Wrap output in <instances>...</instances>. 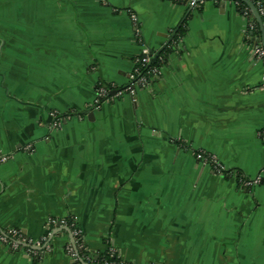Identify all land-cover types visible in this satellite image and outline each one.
<instances>
[{
    "label": "crops",
    "instance_id": "1",
    "mask_svg": "<svg viewBox=\"0 0 264 264\" xmlns=\"http://www.w3.org/2000/svg\"><path fill=\"white\" fill-rule=\"evenodd\" d=\"M263 41L233 1L0 0V233L42 245L0 264H264Z\"/></svg>",
    "mask_w": 264,
    "mask_h": 264
},
{
    "label": "built area",
    "instance_id": "2",
    "mask_svg": "<svg viewBox=\"0 0 264 264\" xmlns=\"http://www.w3.org/2000/svg\"><path fill=\"white\" fill-rule=\"evenodd\" d=\"M171 1L176 4L186 5L188 7H196L199 4L198 0H171ZM247 1H249L256 7L260 16L264 17L263 1H260V0H247ZM145 55H146V59L144 58L143 63L146 65L151 62L152 56L148 51L145 52ZM256 55L260 59V61L264 63V49L259 47L256 50ZM154 73H155V69L152 71V75H154ZM138 74L139 72L137 71V75ZM137 85L141 88H146L149 85V81L144 77H139L137 80ZM97 93H98V101H105V100L110 99V95L108 96L109 92L103 87H99L97 90ZM121 93L122 92L118 93V95L120 96ZM197 159L203 163L212 164L213 166L216 167L217 170H219V172L223 170L222 167L219 164H217L214 159L207 158L201 154L197 156ZM49 224L53 227H60V228L69 227V226L73 227V224L69 223L68 221H64V220L63 221L51 220ZM70 231H71V237L73 241L66 245L65 252L67 256L70 257L71 259L78 260V259H81L80 253H82L84 250L83 243H82V235H81V232L77 230L76 228H73ZM0 237H1V240L7 245H9L13 251L25 250L26 253L30 256L37 255V250H39V248L42 246L41 243H32L28 241L18 231H9V233L4 234V235L0 233ZM110 255L111 257H117V254H115V252L113 251H110ZM106 264H109V263H106ZM111 264H118V263L113 262ZM122 264H125V263L122 262Z\"/></svg>",
    "mask_w": 264,
    "mask_h": 264
},
{
    "label": "trees",
    "instance_id": "3",
    "mask_svg": "<svg viewBox=\"0 0 264 264\" xmlns=\"http://www.w3.org/2000/svg\"><path fill=\"white\" fill-rule=\"evenodd\" d=\"M261 1V0H260ZM263 3H264V1H263ZM238 4L240 5V6H242V7H244V6H247V7H249L246 3H244V2H238ZM260 16V15H259ZM260 19H261V24H264V17H262V16H260ZM168 54H169V52H166V53H163V54H161V56L160 57H164V58H168ZM143 59L144 58H142L141 60H139V62H138V65H137V68H138V72H139V74L137 75V79L139 78V77H144V78H146L148 81H149V83L152 81V71L155 69V68H157L158 66H159V60L155 63V64H151V62L150 63H148V64H144L143 63ZM101 87H103V88H105L109 93H108V96L110 95V98L112 97L111 95L115 92L114 91V89L111 87V86H101ZM225 174V173H224ZM234 174V172L233 171H228V172H226V175H233ZM237 175V178L239 179V181L240 180H243L244 178H243V175L241 174V173H237L236 174ZM245 180V179H244ZM83 255H84V253H83ZM100 262L102 263V264H106V263H109V264H111V263H113V262H115V263H118V264H122V262H121V260L118 258V256L117 257H111V255H110V252L109 253H107V254H105L103 257H101L100 258Z\"/></svg>",
    "mask_w": 264,
    "mask_h": 264
},
{
    "label": "water",
    "instance_id": "4",
    "mask_svg": "<svg viewBox=\"0 0 264 264\" xmlns=\"http://www.w3.org/2000/svg\"><path fill=\"white\" fill-rule=\"evenodd\" d=\"M208 1H213V0H198V3H202V2H208ZM226 1H233V2H244L246 3L252 10L253 14L255 15L256 19L258 20V22L260 23L261 25V19H260V16H259V13L256 9V7L250 3L249 1L247 0H226ZM263 45H264V41H263ZM160 53L156 54L153 59L151 60V64H155L157 62V59H158V56H159ZM71 240H72V237H71ZM73 241V240H72Z\"/></svg>",
    "mask_w": 264,
    "mask_h": 264
}]
</instances>
